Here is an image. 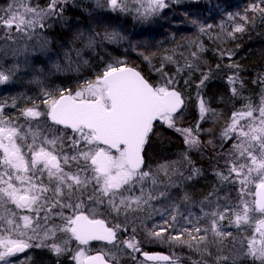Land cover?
Listing matches in <instances>:
<instances>
[{
	"label": "snow or ice",
	"instance_id": "1",
	"mask_svg": "<svg viewBox=\"0 0 264 264\" xmlns=\"http://www.w3.org/2000/svg\"><path fill=\"white\" fill-rule=\"evenodd\" d=\"M68 2L49 0L41 8L33 6L31 0H10L7 7L0 8V28L5 33L0 39L15 44L14 30L16 36L33 41L22 49L11 48L13 56H24L26 71L44 74L43 68L31 63L32 55L37 59L59 55V51H52L57 46L43 33L52 27L50 21L65 20L64 5ZM173 3L179 0H96L95 7L113 13L131 12L135 19L147 22ZM226 15L232 30L224 31L223 22L219 27L224 37L235 39L249 24L255 25L257 18L264 23V0L248 4L243 15ZM97 23L104 24V20ZM189 23L209 40L222 39L212 34L211 24L198 19ZM80 36L84 37L85 49L126 39L117 28L109 29L107 25L103 33L90 27L75 39ZM190 43L195 51L189 48L185 55L173 49L171 55L160 58V66H153L159 76L156 81L129 67L126 60L112 58L75 89H42L40 103L33 102L21 110L24 124L7 116L8 105L0 102V264H13V258L19 264H34L30 255L20 257L37 249L56 257L71 253V264H119L121 250L140 253L144 261L154 264H180L181 258L175 253L143 251L141 240L136 238L137 226L143 230L146 244L155 241L198 253L201 259L190 264H264V96L258 104L249 101L233 111L218 138H214L212 129L201 126L214 122L212 118L218 115L201 94L212 76L209 69L201 73L196 86L199 119L191 127H182L185 98L176 75L185 70L199 71L193 62L204 63L199 54L206 50L202 41ZM10 47L7 43L0 45V52L7 56ZM72 51L81 59L80 50ZM139 54L151 64L154 54ZM63 55L67 58L70 52L64 51ZM177 55L182 64L175 59ZM217 55L231 58L233 50L218 51ZM83 64L88 61L83 60ZM167 64L176 66V75L165 71ZM227 67L235 70L228 83L236 97L240 95L238 88H243L240 69L233 64ZM19 70V65H13L8 74L0 70V85L8 83L11 74ZM52 70L63 69L57 62ZM253 82L264 86V75ZM188 83L184 80L185 87ZM161 126L180 134L187 151L179 154V160L152 167L146 163V149ZM68 131L72 134L65 135ZM202 136L209 138L202 140ZM217 147L216 159L224 161L227 174L216 171V175L221 182L238 185L236 197L221 202L218 195L210 193L199 202L200 216L191 211L184 215L180 206L187 207L191 195L183 190L180 203H176L172 190L181 191L185 182L201 171L188 152ZM157 201H162L165 208H154ZM156 215L162 223L152 222L149 228L148 223ZM257 216L259 219H254ZM246 228L251 236H233V231ZM129 231L132 235L122 238ZM73 241L75 249L71 247ZM92 241L102 242L114 251L101 249L89 255L87 246ZM132 259L140 264L135 256Z\"/></svg>",
	"mask_w": 264,
	"mask_h": 264
},
{
	"label": "trees",
	"instance_id": "2",
	"mask_svg": "<svg viewBox=\"0 0 264 264\" xmlns=\"http://www.w3.org/2000/svg\"><path fill=\"white\" fill-rule=\"evenodd\" d=\"M7 2V0H0V5L5 7ZM252 2L254 0H190L183 3L185 9L178 8L180 13L176 14V7L164 9L151 22L139 26L134 23V19L128 14H118L106 9H97L93 3L75 0L74 3L68 5V9L65 11V20L63 22L58 20L56 28L49 33L51 41L57 46L52 51H59V55L52 59L47 56L45 58L39 56L37 59L36 55H32L30 57L31 63L38 68H43L44 74L26 71L25 66H21L19 71L14 72L15 80L12 79V81L0 85V100L9 99L11 105L15 103V107L11 106L8 110V113L15 115L17 114L16 109L31 106L33 102H40L43 98L41 95L42 89H48L49 91L58 88L75 89L84 79L93 78V74L103 68V62H110L112 58L126 60L128 66L139 69L152 80L153 66H160V58L162 56L171 55L173 49H177V45L181 43H190L192 40L198 39L200 34L196 26L189 23L190 20L198 19L201 23L212 24L214 27L222 23L228 12H240L243 15L244 9ZM180 14L181 16L178 18L176 15ZM248 15L251 20L252 14L249 13ZM183 17L186 18L184 19ZM100 19L104 20V24L97 23ZM105 25L109 29L117 28L126 39L115 45L105 42L94 49H85L83 47V36H80V39H75L80 33H87L90 27L95 32L103 33ZM4 35L3 29L0 37H4ZM1 41L0 39V45ZM199 41L203 42L206 49L199 54L201 59L204 60V64L198 65L199 71L192 70L189 73L188 70H185L182 74L176 75V66L172 64H167L165 71L171 75H176V79L179 81V90L185 98L181 125H189L196 123L199 116L197 106L198 90L196 86L200 82L201 73L208 72L209 69L212 70L211 79L205 82L201 94L209 102L210 107L216 110L218 115L212 118L214 122L203 123L201 126L202 128L212 129L216 134L214 138H218L224 122L228 120L233 111L249 101L253 104H258L260 97L264 96V90H262L264 86L253 82L257 81L261 75H264V23H261L259 18H257L255 25L249 24L244 33H237L235 39L228 40L227 46L233 50L231 58L221 59L217 52L224 51L225 48L215 41L209 40L206 36H201ZM61 44L64 45L63 49L58 48ZM133 46H135V49ZM73 49L81 51V59H77L75 52L72 51ZM195 50L196 48L192 46V51ZM64 51H69L70 56L65 58L63 55ZM141 52L145 55L154 54L151 64L143 59L139 54ZM178 58L179 56L177 55L175 59ZM11 60L15 61L18 59L13 57ZM11 60L9 58L7 64L5 61L7 66L11 65L10 68L15 63L11 62ZM83 60H87L88 64H83ZM57 62L63 69L60 72L52 70V64ZM218 64L220 65L219 69L216 68ZM229 64L239 66L238 75L243 81V88H238L240 95L236 97L232 96L228 83V77L235 72L233 68L227 67ZM46 68L50 70H45ZM36 79H39L40 82H34ZM186 79L189 81L187 87L184 85V80ZM174 132L163 126L158 128L157 134L151 137L150 146L146 149V163L151 166H157L163 161L180 159L179 154L187 151V149L183 139L176 137ZM208 138L207 136L201 137L202 140ZM217 152H219L218 147L216 149H201L200 152L195 150L188 152L195 166L201 170L200 174L185 182L181 191L172 190L174 202L180 201L183 190H187L190 193L192 202L187 207L182 204V208L185 211L194 208L198 212L199 202L208 197L210 193L217 195L228 190L229 194H232L233 187L231 186L233 185L225 183L229 185V189L226 186L221 187L220 184L224 182H221L216 175V171L227 174L226 169L223 168V160L216 159ZM192 204L195 206L191 207ZM158 205L161 210L165 208V204L162 201H159ZM138 224L139 222H137ZM150 226L148 225V227ZM233 234L238 233L234 232ZM136 236H138L143 245L149 248L154 247L151 243H144V233L139 226L136 227ZM159 249L169 252L170 255L173 254L172 247ZM180 249L179 251L183 252ZM108 250L110 251V248ZM186 250L189 253H193V258L197 257L196 254L199 255L198 253L195 254V251ZM29 253L23 255H28ZM31 253L34 264H71L69 256L59 258L41 249L34 250ZM183 258H181L180 264H190L185 257ZM204 259L207 260L208 258L204 257ZM129 261L128 256L123 259L122 255L119 264L128 263Z\"/></svg>",
	"mask_w": 264,
	"mask_h": 264
},
{
	"label": "rangeland",
	"instance_id": "3",
	"mask_svg": "<svg viewBox=\"0 0 264 264\" xmlns=\"http://www.w3.org/2000/svg\"><path fill=\"white\" fill-rule=\"evenodd\" d=\"M8 2L6 3V6L5 7H7V5L10 3V0H7ZM74 1L75 0H69V2L67 3V4H65L64 5V9H65V11H66V9H68V5H70L71 3H74ZM83 1H85V2H87V3H93L94 5H95V3H96V0H83ZM188 2V1H190V0H179V3H173V4H171V6H170V8H173V7H176L177 8V11H176V14L177 13H180L179 12V10H178V8L180 7V8H182V9H185L184 8V2ZM192 1H194V0H192ZM199 1H202V0H199ZM6 2V1H5ZM31 2H32V5L33 6H35V5H39V7H41V8H43V7H45L47 4H48V2H49V0H31ZM101 2H103V0H101ZM2 6V7H1ZM4 6L3 5H0V8H3ZM170 8H167V9H170ZM107 10V9H106ZM65 11H64V17L66 16V14H65ZM115 13H118V14H128V15H130L131 17H132V19H134V23L135 24H137V25H139V26H141V25H146V24H148V22H151L152 20H153V18H155L156 16H154V17H152L149 21H147V22H142V21H140V20H137V19H135V16H134V13H119V12H115ZM161 14V13H160ZM178 18H179V16H181V14L180 15H176ZM184 19L186 18V17H183ZM58 20L59 19H57V20H54V21H50V23L52 24V27L51 28H47L45 31H44V33H43V35L44 36H46L48 39H50L51 40V38H50V36H49V33L54 29V28H56V26H57V23H58ZM60 21V20H59ZM222 22L224 23V31H231L232 30V25H231V22H229V21H227V16L222 20ZM240 21H237V23H239ZM184 25H186L185 23H184ZM212 25V24H211ZM220 25V24H219ZM219 25H215L212 29H211V32H212V34H214V35H221L222 36V39L221 40H219V41H215L217 44H219V45H222L224 48H225V50H231L230 48H228V46H227V42H228V40L230 39V38H227V37H224L223 36V33H222V30H221V28L219 27ZM213 26V25H212ZM2 30H3V28H0V33L2 32ZM200 34V33H199ZM13 35H15L14 37V40H15V44H13L12 43V41H8L7 39H1L2 41H1V45H4V44H9V45H11V47L9 48V49H6V51H8V55L7 56H4L3 55V53L1 52L0 53V70H3V71H5V73L6 74H8V70L9 69H11L10 68V66L11 65H6L7 64V60L10 58V60H11V58H17L18 60H15V61H12L11 60V62H15L14 64H12V66L13 65H19L20 67L21 66H23L24 64H23V59H24V56L23 55H18V56H13L12 54H11V48H17V49H22L23 47H24V45L25 44H29V45H31L32 43H33V41H28L26 38H22V37H19V36H16V34H15V32H13ZM201 36H206L207 37V35H205V34H200L199 35V37H198V39H197V41L198 40H201ZM208 38V37H207ZM214 41V40H213ZM177 50L179 51V52H183L185 55H187V53H188V50H189V48L192 50V45L190 44V43H186V42H184V43H181V44H179V45H177ZM200 56V55H199ZM41 57H43V58H45V56H41ZM177 60H180V62L181 63H183V61L181 60V58L179 57ZM200 60H202L203 62H204V60L203 59H201V56H200ZM5 61H6V64H5ZM1 63H3V64H1ZM66 63H68V62H66ZM70 63V62H69ZM194 64H196L197 65V67H198V65L200 64H204V63H199V62H197V61H194L193 62ZM25 66V65H24ZM45 70H50L49 68H46ZM152 80L153 81H156V80H158L159 79V76H158V74L154 71V70H152ZM175 73V72H174ZM169 75L171 76V74L169 73ZM12 79H14V73L13 74H11V78H10V81H12ZM15 80V79H14ZM37 104H39L40 102H36ZM32 106V105H31ZM31 106H28V107H31ZM41 111H44V108L41 106ZM199 115V114H198ZM198 119H199V116H198ZM198 119H197V121H198ZM18 121H19V118H18ZM196 121V122H197ZM195 123H193V124H189V125H181L182 127H191V126H193ZM176 135V137L178 136V137H180L181 138V136H180V134H178V133H176V132H174ZM72 134V133H71ZM65 135H70L69 133H67V132H65ZM223 164H224V161L222 162ZM218 166H219V164H217ZM152 167H156V166H152ZM183 170V169H182ZM228 184V183H227ZM227 184H225V183H221L220 184V186L221 187H224V186H226L228 189H229V185H232V184H229V185H227ZM231 187H233V189H232V194H229V192H228V190L225 192V193H219V194H217L220 198H221V202H223V200L225 199V198H227V199H230V200H234L235 199V197H236V188L238 187V185H233V186H231ZM174 190V189H173ZM208 197H209V195H208ZM161 202V201H160ZM176 203H180V201H178V202H176ZM159 201H157V202H155L154 203V205H153V207L154 208H158L159 209ZM195 205L194 204H192L191 205V207H194ZM183 205L181 204V206H180V212L181 213H183L184 215H187L188 214V212L189 211H191L192 213H194L195 214V216H200V204H199V211L198 212H196V210L194 209V208H188L189 210H184L183 208ZM103 218V217H102ZM180 219V217L178 216V220ZM254 219H259V217L257 216V217H255ZM117 222H119V221H117ZM138 222V221H137ZM152 222H161L162 223V221L160 220V217L158 216V215H156V216H154L153 217V221H150L149 223H148V225L150 226V224H151V226H152ZM151 226L149 227V228H151ZM238 233V234H233V236H235V237H237L238 239H243V238H245V237H248V236H251L252 235V232H251V230L250 229H243V230H240V231H233V233ZM132 235V233H131V231H129L128 233H127V235L126 236H123L122 238H124V239H126V238H128L129 236H131ZM239 236V237H238ZM136 238L137 239H139L138 238V236H136ZM153 242H155V241H153ZM151 245L152 246H154V247H151V248H149V247H147V246H145V245H143L142 244V242H141V247H142V250L143 251H148V252H154V253H156V252H158V253H162V254H164V255H170L169 254V252H167V251H164V250H162V249H159V248H171L172 246L171 245H168V244H166V243H158V242H155V243H152L151 242ZM72 247V246H71ZM73 248V247H72ZM182 249L183 250V252H180L179 251V249ZM74 249V248H73ZM156 249H158V250H156ZM172 249H173V252L172 253H175V255L176 256H179L180 255V257L182 258V259H184L183 257H185V259H187V262H190V261H196V260H199L200 259V255H197L196 254V252H195V254H196V256L198 257V259H196L197 257H195V258H193L192 256V254L193 253H189V251L188 250H186L187 248L186 247H172ZM180 249V250H181ZM36 251V250H35ZM109 251V250H108ZM110 251H114V250H110ZM29 254L28 255H30L31 257H32V253L31 252H34V250H29ZM89 252H90V250L88 251V254H89ZM122 252H123V250L120 252V259H122V255H123V259H125V256H128L129 257V262L128 263H124V264H134V261H133V259H132V257L133 256H135L136 257V260L137 261H139L140 262V264H154V262H146V261H144L143 260V257H142V255L140 254V253H132L130 250L129 251H124L123 252V254H122ZM125 253V254H124ZM181 253V254H180ZM70 255H71V253H66L65 255H62V256H60V257H62V258H64V257H67V256H69L70 257ZM23 257H24V255L22 254L21 255V259H23ZM59 257V258H60ZM13 259H15V258H13ZM13 264H19V261L18 260H16V261H13ZM210 264V263H209ZM244 264H246V262H244Z\"/></svg>",
	"mask_w": 264,
	"mask_h": 264
},
{
	"label": "flooded vegetation",
	"instance_id": "4",
	"mask_svg": "<svg viewBox=\"0 0 264 264\" xmlns=\"http://www.w3.org/2000/svg\"><path fill=\"white\" fill-rule=\"evenodd\" d=\"M15 35H13V38ZM0 102H5L6 105H8L5 109V114L9 117H12L14 119H17L19 118V123L20 124H24V119L20 116V112L22 109L26 108V107H23V108H20V109H16V112L17 114L13 115V114H10L8 113V110L10 109V107L12 106L11 105V101L9 99H5V100H0ZM43 119V118H42ZM67 133H69L71 135V132L68 131ZM102 218V217H101ZM71 246L75 249L77 247L76 243L73 241ZM87 248L90 250L89 252V255H94L98 250H104V251H107L109 247L105 246L102 242H99V241H92L90 242V244L87 246ZM111 250V248H110ZM122 251V250H121ZM22 255V254H21ZM13 261H16V259H13Z\"/></svg>",
	"mask_w": 264,
	"mask_h": 264
},
{
	"label": "water",
	"instance_id": "5",
	"mask_svg": "<svg viewBox=\"0 0 264 264\" xmlns=\"http://www.w3.org/2000/svg\"><path fill=\"white\" fill-rule=\"evenodd\" d=\"M129 67H133V66H129ZM135 68V67H134ZM138 70V69H137ZM140 71V70H139Z\"/></svg>",
	"mask_w": 264,
	"mask_h": 264
}]
</instances>
